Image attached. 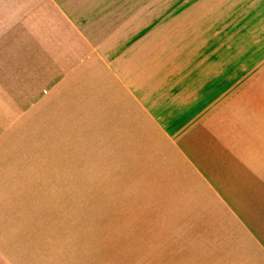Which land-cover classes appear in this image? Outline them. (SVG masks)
Masks as SVG:
<instances>
[{"label":"crops","instance_id":"crops-1","mask_svg":"<svg viewBox=\"0 0 264 264\" xmlns=\"http://www.w3.org/2000/svg\"><path fill=\"white\" fill-rule=\"evenodd\" d=\"M204 61L251 63L246 79L263 72L264 0H0V264H57L40 254L42 231L27 229L35 213L18 209L73 182L71 166L44 179L25 165L26 111L42 126V111L114 103L146 116L122 125H165L149 116L156 97L187 91L188 79L197 97ZM247 106L209 118L194 148L175 151L194 228L156 264H264V102Z\"/></svg>","mask_w":264,"mask_h":264},{"label":"rangeland","instance_id":"rangeland-1","mask_svg":"<svg viewBox=\"0 0 264 264\" xmlns=\"http://www.w3.org/2000/svg\"><path fill=\"white\" fill-rule=\"evenodd\" d=\"M184 52L190 54V48ZM250 64L200 63L203 84L197 97L190 79L187 91L181 86L185 92L156 97L149 116L153 112L156 122L165 125H122L131 123L126 118L141 123L146 116L139 110L116 109L114 103L91 112L42 111L47 119L42 126L29 125L36 115L26 111L25 165L40 168L44 179L47 171L74 168L67 174L73 177L68 188L60 183L66 181L61 171L54 177H60L64 189L42 190L43 204L18 209L36 215L27 229L42 231L40 254L51 253L57 264L161 262L163 248L170 241L178 243L179 231L194 228L193 220H185L190 216L185 210L186 183L180 180L182 159L175 151L194 148L209 118L242 116L249 112V102H264V69L257 77L242 78ZM29 151H41L42 157H30L34 154Z\"/></svg>","mask_w":264,"mask_h":264}]
</instances>
